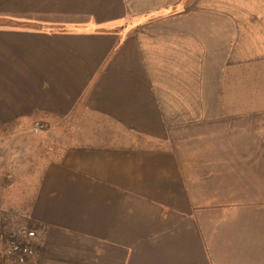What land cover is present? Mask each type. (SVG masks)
<instances>
[{
	"label": "crops",
	"instance_id": "obj_1",
	"mask_svg": "<svg viewBox=\"0 0 264 264\" xmlns=\"http://www.w3.org/2000/svg\"><path fill=\"white\" fill-rule=\"evenodd\" d=\"M5 191L25 264H264V0H0Z\"/></svg>",
	"mask_w": 264,
	"mask_h": 264
},
{
	"label": "rangeland",
	"instance_id": "obj_2",
	"mask_svg": "<svg viewBox=\"0 0 264 264\" xmlns=\"http://www.w3.org/2000/svg\"><path fill=\"white\" fill-rule=\"evenodd\" d=\"M7 193L8 191L1 193L5 197L0 198V255L20 230H29L25 218L18 212L19 201L7 198Z\"/></svg>",
	"mask_w": 264,
	"mask_h": 264
},
{
	"label": "built area",
	"instance_id": "obj_3",
	"mask_svg": "<svg viewBox=\"0 0 264 264\" xmlns=\"http://www.w3.org/2000/svg\"><path fill=\"white\" fill-rule=\"evenodd\" d=\"M42 124L37 123L35 125L36 130H42ZM35 237L34 232L29 230H20L15 239L10 240L3 253L6 257L12 258L17 264H25L28 258L34 254V250L31 246V240Z\"/></svg>",
	"mask_w": 264,
	"mask_h": 264
}]
</instances>
